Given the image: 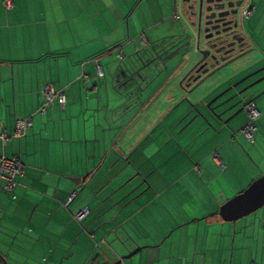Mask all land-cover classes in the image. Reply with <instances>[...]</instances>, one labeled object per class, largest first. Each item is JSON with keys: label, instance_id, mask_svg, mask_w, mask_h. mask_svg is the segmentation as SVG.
<instances>
[{"label": "crops", "instance_id": "0c3cea01", "mask_svg": "<svg viewBox=\"0 0 264 264\" xmlns=\"http://www.w3.org/2000/svg\"><path fill=\"white\" fill-rule=\"evenodd\" d=\"M4 1L0 132L8 138L0 139V154L18 156L24 171L14 197L0 189V227L25 238L19 241L25 261L111 264L140 247L119 264H264V217L217 215L219 198L249 181L243 159L252 156L232 141L246 118L216 129L199 119L182 126L193 104L206 99L187 96L190 88L179 85L196 59L193 46L183 55L188 62L182 57L170 67L166 59L159 86L150 87L145 69L133 77L141 47L163 41L173 20L186 26L178 0H9L8 7ZM253 1L243 20L254 34L246 32L241 54L254 51L264 63V0ZM46 83L66 98L64 107L54 101L41 115L36 109ZM27 116L25 134L10 136L14 119ZM160 125L174 134V153L184 161L171 179L163 167L168 157L144 146ZM174 187L190 196L193 217L144 212L157 201L164 206ZM85 207V216L74 219ZM18 254L0 251L7 264Z\"/></svg>", "mask_w": 264, "mask_h": 264}, {"label": "rangeland", "instance_id": "374dc122", "mask_svg": "<svg viewBox=\"0 0 264 264\" xmlns=\"http://www.w3.org/2000/svg\"><path fill=\"white\" fill-rule=\"evenodd\" d=\"M252 2L254 4L253 0H251V4ZM262 4H264V2H262ZM262 19H264V15H262ZM178 21L179 20L177 21L173 20L171 23H169V26H173V28L167 32L168 36L163 37V41L159 40V42L154 43L156 45H153L152 47L149 48L141 47L139 53L136 55V58L134 59L136 67L134 72L135 75H133V77L139 79V76L136 75L139 73L141 69L142 70L145 69L143 71L148 73L147 83H149L151 88L159 86L160 84L159 72L164 68V66H166L165 61L166 59H168V57H170V59L168 60L169 61L168 66L171 67V65H173L175 62H179L183 57L184 53L185 54L188 53L191 50L192 46L193 49H195L194 43L192 45L193 35L190 28L187 26V24L186 26H182L180 24V21L179 22ZM243 22L246 23L245 20H243ZM245 31L249 33L252 32L254 34V32L251 30V28L248 25L245 27ZM262 33H264V31H262ZM188 40L191 41V44L189 43ZM174 52L176 53L178 52V53L174 54ZM114 53L117 56V53L116 52ZM108 56L109 55H107L106 57ZM183 58L186 59L185 62L186 61L188 62V57L187 58L183 57ZM186 64L188 63H185V66ZM260 67H264V63L258 60V57L257 55H255L254 51L246 54H239L233 57L231 60L222 63L219 67L211 71L209 74L202 76V78L198 80V82L194 85V87L186 90L187 91L186 95L193 99L204 100L206 98L203 101V103H201L202 106V104H206L212 101L216 96L222 94L215 101L212 102V105H215L229 98L230 95L232 96L231 92L235 88H237V86L246 85V84L248 85L249 83H252V80L249 81L248 79L246 81H242L236 87H231L230 89H228V87H230L236 81L240 80L245 75L254 72ZM255 80L256 79H254V81ZM242 93H243L242 97H240V99L242 100L239 102V106L238 103L235 104L233 107L234 108L236 107V109H234L231 112L230 110L233 109L232 107L225 114L231 112L229 114L231 115L236 110H238L242 104H244L246 101L250 99L254 103L257 110L259 111V116L255 120L257 131L255 132L254 141L249 142L241 131L236 132V135L232 139V141L235 142V144L239 147V149H241L242 152H248L252 156L253 160L243 159V161H245V163L243 164H245V166L248 167V170L251 171L249 175V178L251 179L248 178L247 180L249 181H244L242 183L243 184L242 186L244 187H238L237 185V187H235L234 189H228V191L225 192L226 196L222 195L219 198V204L223 203L227 198H230L231 196L243 190L253 179L259 177L261 174H264V79L247 87V89ZM186 99L188 100V98ZM229 115H227L226 117H228ZM245 118L246 115L244 110H240L230 120L231 121L230 125L235 126L241 121L243 123ZM187 119L183 120L182 126L187 125L189 122L192 121L193 123L194 122L198 123V119L193 118V115L188 120ZM165 122L168 125H170L169 119H166ZM193 123H191V126L193 125ZM173 138H174V134L168 133L167 135L163 131L162 125H160L156 129H154L152 138L148 139V141L144 144V146L146 147L150 146L147 150L152 152L154 155L157 154L158 157L161 156L168 157L167 161L163 162V167L165 171L168 172L167 176L170 179L172 177H175L177 173H179L182 170V166L184 162L182 155L179 152L174 153L173 143L175 140L173 141ZM198 166H199L198 164H195V169L197 171L198 168L200 167ZM218 167H222V166L220 165ZM187 179L188 177H186L185 182H187ZM182 183L183 180L178 181L177 186H179ZM175 188L176 187H174L172 190L167 192V199H166V203H164L165 204L164 206H161L159 201H157V203H154V205L150 210L149 208H147L144 212L151 214L150 217H193L194 215L192 212V208L188 202L189 200L188 197L190 196L187 194L188 196L183 195L182 197L181 191L177 192ZM206 190L209 191L208 189ZM184 199H186L185 203H184ZM191 204L193 205V202H191ZM219 204L217 205V207L219 206ZM194 209L197 214H201L199 213V210H197L196 206H194ZM137 217L139 216L137 215ZM244 217H264V206L258 208L257 210L251 212L250 214ZM22 238L23 237H21L20 235L16 236V232H14L13 230H10L5 227L4 228L0 227V251L1 250L3 251L4 249L7 248V250L8 249L11 250V253L12 251H17L18 253H20L16 255V257L14 256V259L12 258V255L11 258L7 257L8 263L9 264H45L41 262L40 259H37L36 263L32 261L29 262L25 261L22 251L19 247V245L22 246V244H20L19 242ZM23 239L25 240V238ZM133 249L129 250L127 253H129Z\"/></svg>", "mask_w": 264, "mask_h": 264}, {"label": "water", "instance_id": "95a60500", "mask_svg": "<svg viewBox=\"0 0 264 264\" xmlns=\"http://www.w3.org/2000/svg\"><path fill=\"white\" fill-rule=\"evenodd\" d=\"M244 0H178L181 9V15L184 17L187 26L190 28L195 45L194 53L195 61L187 69L179 80V85L186 88H192L202 78L211 71L219 67L220 62L228 60L230 55L236 49L242 50L245 35V24L242 16H240V7ZM229 38L233 42L227 41ZM264 70L260 67L252 73L242 77L240 80L232 84L231 87L237 86L243 80L254 75L256 72ZM264 79V76L249 83L246 87L237 91L233 96L240 95L247 87ZM220 94L219 96H221ZM219 96L212 101L197 107L193 104V118L203 121L207 126L216 129L219 127H229V121L240 110H236L228 117H223L235 104L242 99H238L234 103L227 105L229 98L212 105ZM264 206V174L253 179L243 190L226 199L218 206L217 215L225 221H235L244 217L258 208ZM140 247H136L129 253L120 256L111 264H119L124 258H127L138 251ZM7 264V263H4Z\"/></svg>", "mask_w": 264, "mask_h": 264}, {"label": "built area", "instance_id": "2783aa9c", "mask_svg": "<svg viewBox=\"0 0 264 264\" xmlns=\"http://www.w3.org/2000/svg\"><path fill=\"white\" fill-rule=\"evenodd\" d=\"M4 4L6 7L9 6V0H5ZM251 7V0H244L240 7V16L242 18H246L249 15ZM117 55H120L118 53ZM96 75H101V68L98 64L95 65ZM42 102L37 107L36 112L43 115L46 112V109L50 107L54 101L58 103L60 107H64L66 95L62 91V89H56L51 84L46 83L41 90ZM244 112L246 115V120L241 126V132L245 136V138L249 142H253L255 138L256 125L255 120L259 116V111L255 107L252 101H247L244 103ZM32 122L29 116L27 117H18L14 119L13 128L10 133V136L13 137H21L25 134V132L30 128ZM8 138V135L4 132H0V139L2 143ZM221 166L222 163L219 162ZM24 171V164L20 161L18 156H6L3 153L0 154V189L7 193H12L13 189L16 185V177L21 175ZM75 190H73L64 200V205H66L74 196ZM88 209L82 208L77 213L73 215L74 219L80 221ZM0 264H4V262L0 258Z\"/></svg>", "mask_w": 264, "mask_h": 264}, {"label": "flooded vegetation", "instance_id": "af4514ba", "mask_svg": "<svg viewBox=\"0 0 264 264\" xmlns=\"http://www.w3.org/2000/svg\"><path fill=\"white\" fill-rule=\"evenodd\" d=\"M243 34L245 35V39L243 40V42H244V45H246V44H247V33H246L245 30H244ZM227 41H229V42H233V40H232L231 38H229ZM234 47H235V52H233V53L229 56L230 58H229L228 60H226V61L231 60L233 57H235V56H237V55L243 53V52L246 50V47H244V49H242V50H238V49H236V43L234 44ZM226 61H225V62H226ZM225 62H223V63H225ZM220 64H222V62H220L219 65H220ZM261 76H264V70H260V71L256 72L254 75L250 76L249 78H247V79H245V80H243V81H246V80L249 79V81L252 80V82H253L254 79L260 78ZM249 81H248V82H249ZM246 86H247V84H246V85H240V86H237V88H235V89L231 92L232 96H233L237 91H239L240 89H242V88H244V87H246ZM235 87H236V86H235ZM242 94H243V93H241L240 95H237V96H235V97L233 96V97L229 100V102L227 103V105H230V104L234 103L236 100L240 99V97H242ZM230 96H231V95H230ZM246 102H247V101H246ZM238 106H239V103H238ZM243 106H244V105L242 104V105H241L242 110L244 109ZM234 109H236V107H235V108L233 107V109L230 110V111L232 112ZM231 112H229L228 114L223 115V117H226V116L229 115Z\"/></svg>", "mask_w": 264, "mask_h": 264}, {"label": "trees", "instance_id": "16d2710c", "mask_svg": "<svg viewBox=\"0 0 264 264\" xmlns=\"http://www.w3.org/2000/svg\"><path fill=\"white\" fill-rule=\"evenodd\" d=\"M1 258V257H0ZM1 260L3 261V259L1 258Z\"/></svg>", "mask_w": 264, "mask_h": 264}]
</instances>
